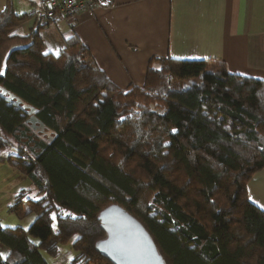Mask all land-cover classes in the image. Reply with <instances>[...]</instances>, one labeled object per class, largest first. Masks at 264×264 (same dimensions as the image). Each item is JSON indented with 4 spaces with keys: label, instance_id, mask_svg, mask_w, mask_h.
<instances>
[{
    "label": "trees",
    "instance_id": "16d2710c",
    "mask_svg": "<svg viewBox=\"0 0 264 264\" xmlns=\"http://www.w3.org/2000/svg\"><path fill=\"white\" fill-rule=\"evenodd\" d=\"M27 17L10 0L0 12V154L14 150L7 162L34 188L8 211L35 219L0 228V264H47L40 250L55 255L72 238L71 264H111L95 247L112 205L141 223L164 264H264V210L246 192L264 167V80L218 60L155 57L142 88L121 90L74 34L44 51L53 20L14 36Z\"/></svg>",
    "mask_w": 264,
    "mask_h": 264
},
{
    "label": "crops",
    "instance_id": "0c3cea01",
    "mask_svg": "<svg viewBox=\"0 0 264 264\" xmlns=\"http://www.w3.org/2000/svg\"><path fill=\"white\" fill-rule=\"evenodd\" d=\"M7 1L0 0V12ZM10 1L18 15L28 16L13 32L24 37L40 22L37 0ZM97 5L74 20L56 17L44 25V51L58 54L64 38L74 34L121 90L142 88L155 57L218 60L230 74L264 80V0H113ZM246 192L264 210V167L248 180Z\"/></svg>",
    "mask_w": 264,
    "mask_h": 264
},
{
    "label": "water",
    "instance_id": "95a60500",
    "mask_svg": "<svg viewBox=\"0 0 264 264\" xmlns=\"http://www.w3.org/2000/svg\"><path fill=\"white\" fill-rule=\"evenodd\" d=\"M97 220L105 237L95 248L111 264H164L145 228L118 205L102 210Z\"/></svg>",
    "mask_w": 264,
    "mask_h": 264
},
{
    "label": "rangeland",
    "instance_id": "374dc122",
    "mask_svg": "<svg viewBox=\"0 0 264 264\" xmlns=\"http://www.w3.org/2000/svg\"><path fill=\"white\" fill-rule=\"evenodd\" d=\"M31 128L41 138L47 139V134L41 129V126L35 125ZM11 153L16 154L12 149H10V151H3L0 154V228L10 227L27 229L34 221L35 214H29L24 218H18L13 213H10L8 208L13 204L14 197L22 190L28 191V197H33L34 188L29 176L18 172L7 162V158ZM73 240L74 238L66 244L60 245L58 253L55 255H49L43 250H40V254L47 264H71L72 259L76 255V252L71 247ZM31 241L36 245L39 242L37 238H32ZM6 253L7 249L0 245V254L4 257Z\"/></svg>",
    "mask_w": 264,
    "mask_h": 264
},
{
    "label": "built area",
    "instance_id": "2783aa9c",
    "mask_svg": "<svg viewBox=\"0 0 264 264\" xmlns=\"http://www.w3.org/2000/svg\"><path fill=\"white\" fill-rule=\"evenodd\" d=\"M94 0H37V14L47 23L56 17L74 20L82 12H92L97 7Z\"/></svg>",
    "mask_w": 264,
    "mask_h": 264
}]
</instances>
